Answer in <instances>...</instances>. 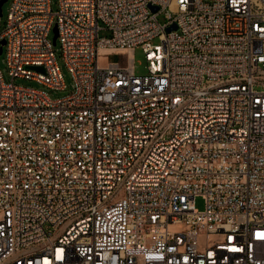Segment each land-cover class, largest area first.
<instances>
[{
    "label": "built area",
    "instance_id": "1",
    "mask_svg": "<svg viewBox=\"0 0 264 264\" xmlns=\"http://www.w3.org/2000/svg\"><path fill=\"white\" fill-rule=\"evenodd\" d=\"M56 6L0 31V264H264V0Z\"/></svg>",
    "mask_w": 264,
    "mask_h": 264
},
{
    "label": "rangeland",
    "instance_id": "2",
    "mask_svg": "<svg viewBox=\"0 0 264 264\" xmlns=\"http://www.w3.org/2000/svg\"><path fill=\"white\" fill-rule=\"evenodd\" d=\"M10 1L11 0H6L2 4V7H1L2 14L0 15V31L3 28L4 23L6 21V15H7L8 6L10 4ZM56 7H57L56 6V0H51V8L53 10H56ZM99 34L101 36H108L109 35L108 31H106V30H101L99 32ZM53 36H54V32H53V29H52L51 32H50V35H49L51 40H53ZM54 48L56 49L57 59L59 61V64L61 66V70H62V73H63L64 82H65V90L64 91H57V92L53 93V96H62V95H65L66 93L70 92L72 79H71L70 73L68 72L67 68L65 67L64 63L62 62V60L60 58V43H59L58 39H56V41H55ZM110 57L113 58V59L124 58V57H120V56H110ZM130 60H131V63L133 64V67H134V69H135V71L137 73L143 74L145 72V69H144L145 61H144V56H143V53H142L141 49L136 48L133 51V57ZM0 70H1V72L3 74L4 80L5 81H9L10 77H9V75L7 73L8 69H7L6 63H5V53H4V51H2L0 53ZM14 82L16 84H18V85L37 86L36 83H34L32 81H29L27 79H23V78H16L14 80ZM195 206L199 210L204 208V200H203L202 197H196L195 198Z\"/></svg>",
    "mask_w": 264,
    "mask_h": 264
},
{
    "label": "water",
    "instance_id": "3",
    "mask_svg": "<svg viewBox=\"0 0 264 264\" xmlns=\"http://www.w3.org/2000/svg\"><path fill=\"white\" fill-rule=\"evenodd\" d=\"M6 0H0V15L2 14V9H1V7H2V4H3V2H5ZM156 9V7H154L153 8V10H155ZM173 28H175V26H173ZM170 28H168V30H169ZM53 32H54V36H53V42L55 43V41H56V37H57V30H56V27H53ZM1 44H4V41L2 40L1 41ZM0 53H1V48H0Z\"/></svg>",
    "mask_w": 264,
    "mask_h": 264
},
{
    "label": "bare ground",
    "instance_id": "4",
    "mask_svg": "<svg viewBox=\"0 0 264 264\" xmlns=\"http://www.w3.org/2000/svg\"><path fill=\"white\" fill-rule=\"evenodd\" d=\"M130 57H131V54H130Z\"/></svg>",
    "mask_w": 264,
    "mask_h": 264
}]
</instances>
